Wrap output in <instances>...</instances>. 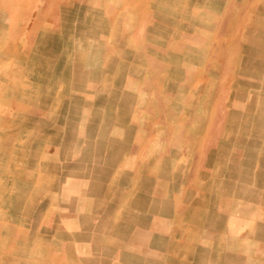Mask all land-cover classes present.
Returning <instances> with one entry per match:
<instances>
[{
	"label": "rangeland",
	"instance_id": "rangeland-1",
	"mask_svg": "<svg viewBox=\"0 0 264 264\" xmlns=\"http://www.w3.org/2000/svg\"><path fill=\"white\" fill-rule=\"evenodd\" d=\"M0 264H264V0H0Z\"/></svg>",
	"mask_w": 264,
	"mask_h": 264
},
{
	"label": "crops",
	"instance_id": "crops-1",
	"mask_svg": "<svg viewBox=\"0 0 264 264\" xmlns=\"http://www.w3.org/2000/svg\"><path fill=\"white\" fill-rule=\"evenodd\" d=\"M227 135V134H226ZM226 135L224 136V142L227 140V137H226ZM229 138V137H228ZM221 143H223V142H221ZM221 145V144H220ZM234 152L236 153V154H240V153H242L241 151L239 152V151H237V150H234ZM234 154V153H233ZM229 155V151L227 150V149H225V148H222V149H218V147L217 148H214V150H212L211 151V153H210V156H209V158L210 157H215V158H218V164H217V166H215L212 162H211V160H210V163L208 164V165H212L213 164V166L215 167L214 168V170H216V172L217 173H220L221 171H223V168H224V164H225V161L224 160H226V158H227V156ZM231 159H232V161H233V164H235L234 165V168H235V170H237V171H241V170H243L242 172H243V174L241 175V177L239 178L242 182H247V181H251V174H249V172L251 173V170H249L248 168V166H247V164H249L251 161H247L246 163H243L242 162V160H241V158H240V156L239 157H236L235 158V156H233V157H231ZM246 164V165H245ZM249 174V175H248ZM205 175V174H204ZM204 175H202V176H204ZM220 175H217V178L218 179H220L221 177H219Z\"/></svg>",
	"mask_w": 264,
	"mask_h": 264
},
{
	"label": "bare ground",
	"instance_id": "bare-ground-1",
	"mask_svg": "<svg viewBox=\"0 0 264 264\" xmlns=\"http://www.w3.org/2000/svg\"><path fill=\"white\" fill-rule=\"evenodd\" d=\"M90 43H91V41H90ZM92 45V44H91ZM91 50V49H90ZM42 121V120H41Z\"/></svg>",
	"mask_w": 264,
	"mask_h": 264
}]
</instances>
